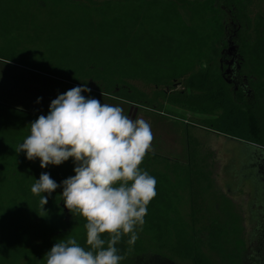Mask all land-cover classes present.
<instances>
[{
	"label": "trees",
	"instance_id": "1",
	"mask_svg": "<svg viewBox=\"0 0 264 264\" xmlns=\"http://www.w3.org/2000/svg\"><path fill=\"white\" fill-rule=\"evenodd\" d=\"M0 0V62L80 86L145 110L166 106L211 118L195 126L264 147V0ZM232 19L240 73L252 101L223 77ZM61 21L46 33L45 22ZM44 22V23H43ZM138 83L143 85L140 89ZM42 114L0 101V264H45L28 247L30 235L52 244L85 243V220L64 208L58 187L43 211L31 185L48 172L58 185L74 175L72 160L39 167L17 146ZM253 137L255 139H253ZM217 158L187 135V160L149 151L139 166L156 179L155 197L138 232L151 236L148 254L124 236L116 247L123 264L138 254L142 264H243L246 227L241 209L216 186ZM186 201L187 217L179 206ZM207 226L197 229L203 220Z\"/></svg>",
	"mask_w": 264,
	"mask_h": 264
},
{
	"label": "clouds",
	"instance_id": "2",
	"mask_svg": "<svg viewBox=\"0 0 264 264\" xmlns=\"http://www.w3.org/2000/svg\"><path fill=\"white\" fill-rule=\"evenodd\" d=\"M86 85L57 95L16 148L26 160H39L41 169L69 159L74 165V175L59 185L45 171L30 188L45 211L60 187L64 208L86 221L84 245L61 239L45 253V264H121L116 245L124 236L135 244L156 195L155 177L139 167L151 150L150 125L129 118L120 106L82 95L91 91Z\"/></svg>",
	"mask_w": 264,
	"mask_h": 264
},
{
	"label": "rangeland",
	"instance_id": "3",
	"mask_svg": "<svg viewBox=\"0 0 264 264\" xmlns=\"http://www.w3.org/2000/svg\"><path fill=\"white\" fill-rule=\"evenodd\" d=\"M259 1H255V11L263 4ZM45 23L47 26L46 33H50L55 26L62 25L59 20ZM227 28V38L230 46L228 50H232V46L235 45V32L238 26L232 19H229ZM228 60L230 59L228 58ZM233 73L234 70H229L227 74L231 81H234ZM137 85L140 89L144 88L140 83ZM73 87L43 74L0 62V101L5 104L19 106L46 115L50 102L57 95L63 94ZM82 95L91 96L102 103L120 106L124 114L131 119H144L151 127L150 151L154 153L172 160L185 162L187 160L188 134L199 139L205 152L212 151L218 163L215 170L217 189L219 192L225 193L241 209L245 219L247 248L242 257V262L243 264H264V238L263 240L260 239V232L256 230V224L260 226L262 220L256 219L254 221L251 218L252 215L250 216V212H253L250 196L253 193L255 182V179L252 178L254 173L251 167V160L255 151L252 146L246 144L247 142H232L233 140L217 133L195 126L194 122L196 120L211 118L208 116L194 115L170 105L166 106V113L156 114L99 93L90 91L89 93H82ZM37 98H40V103H36ZM244 98L247 103L252 101L251 96ZM253 139L255 138L253 137ZM242 162L245 164H242ZM248 180H250L251 187L247 183ZM260 198L261 196H259V200ZM179 208L182 214L187 217L189 212L187 202H182ZM70 219L75 221L72 215H70ZM207 224V219L203 220L197 229L200 231ZM138 239L147 247L146 250L149 255L154 253L155 248L151 236L138 232ZM53 245L49 239H42L37 235H30L28 238V247L44 255ZM207 254L214 264H223L216 255ZM142 262L138 254L132 253L123 264H142ZM174 262L175 264H188L180 261Z\"/></svg>",
	"mask_w": 264,
	"mask_h": 264
},
{
	"label": "flooded vegetation",
	"instance_id": "4",
	"mask_svg": "<svg viewBox=\"0 0 264 264\" xmlns=\"http://www.w3.org/2000/svg\"><path fill=\"white\" fill-rule=\"evenodd\" d=\"M236 38V32H235ZM229 44V41H228ZM230 46H228L229 48ZM232 50L225 49L222 58L220 59V69L223 72V77L228 84L232 86L235 91H242L245 97L251 96V90L249 87L248 79L241 75L240 73V63L239 57L237 55L236 46H232ZM228 58L230 60H228ZM233 71V79L234 81L229 80V76H227L228 71ZM227 72V73H226ZM254 156L251 160V167L254 173L252 178L255 179L253 185V193L251 197V204L253 206V212H250L251 218L254 219H261V225L256 224V230L260 232V239L263 240L264 238V151L254 148ZM244 162H242L243 164ZM245 164V163H244ZM246 181V180H245ZM249 183V187H251L250 180L247 181ZM253 184V183H252ZM252 190V189H251ZM259 196H261L259 200ZM256 223V222H255Z\"/></svg>",
	"mask_w": 264,
	"mask_h": 264
},
{
	"label": "water",
	"instance_id": "5",
	"mask_svg": "<svg viewBox=\"0 0 264 264\" xmlns=\"http://www.w3.org/2000/svg\"><path fill=\"white\" fill-rule=\"evenodd\" d=\"M106 97H109V96H106ZM153 113H154V112H153ZM223 137H224V136H223ZM225 137H226V136H225ZM226 138H228V139H230V140H233L232 142H236V143H237V141L240 142V140H237V139H233V138H229V137H226ZM242 143H246V142H242ZM246 144L252 146L253 148H257V149H260V150H263V151H264V147H261V146H258V145L252 144V143H246Z\"/></svg>",
	"mask_w": 264,
	"mask_h": 264
}]
</instances>
